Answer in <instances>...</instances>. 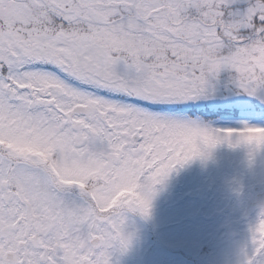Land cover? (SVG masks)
<instances>
[{"label": "snow or ice", "instance_id": "snow-or-ice-1", "mask_svg": "<svg viewBox=\"0 0 264 264\" xmlns=\"http://www.w3.org/2000/svg\"><path fill=\"white\" fill-rule=\"evenodd\" d=\"M224 141L264 148V0H0V264H112Z\"/></svg>", "mask_w": 264, "mask_h": 264}, {"label": "rangeland", "instance_id": "rangeland-1", "mask_svg": "<svg viewBox=\"0 0 264 264\" xmlns=\"http://www.w3.org/2000/svg\"><path fill=\"white\" fill-rule=\"evenodd\" d=\"M232 141L235 144L236 137ZM263 184L264 148L250 155L249 147L243 143L235 147L227 141L219 143L207 157L195 158L173 171L164 185L159 186L151 209L154 243L146 236L151 234V227L149 230L137 219L143 221L144 217L129 214L130 246L124 253H114L112 264H196L186 257L190 255L199 256L197 262L208 264L209 240L219 234L221 243L215 246L218 249L214 254L219 253L221 260L231 256L228 264H239L243 245H236V239L250 238V226L257 213L249 220L243 216L255 198V186ZM237 187L242 189L240 196L234 194Z\"/></svg>", "mask_w": 264, "mask_h": 264}, {"label": "flooded vegetation", "instance_id": "flooded-vegetation-1", "mask_svg": "<svg viewBox=\"0 0 264 264\" xmlns=\"http://www.w3.org/2000/svg\"><path fill=\"white\" fill-rule=\"evenodd\" d=\"M251 208H247V214H248V212L250 211V216L251 215H254V214H256L257 213V209L254 207V204H251ZM250 216H247V219L250 217ZM243 239V238H242ZM239 240V241H237L238 243H242V245H243V247L245 246V245H248L249 247H250V243H248L247 242V239H245L244 241L243 240ZM217 250V248H212V249H210L209 250V254H210V257H211V260H207V262H208V264H228L229 263V261H230V259H231V256H227L226 255V258L225 259H223V260H221L220 258H219V253L217 254V255H215L214 254V252ZM228 252H230V251H228ZM212 257H214V260L212 259ZM215 257L217 258V260L215 259ZM202 262V263H201ZM199 263L200 264H203V261H199Z\"/></svg>", "mask_w": 264, "mask_h": 264}, {"label": "bare ground", "instance_id": "bare-ground-1", "mask_svg": "<svg viewBox=\"0 0 264 264\" xmlns=\"http://www.w3.org/2000/svg\"><path fill=\"white\" fill-rule=\"evenodd\" d=\"M262 184V183H261ZM264 185V184H263ZM254 191L256 193V195L259 197V199H264V191H262L259 186H255ZM254 193V192H253ZM153 212V211H152ZM137 217V216H135ZM219 217V216H218ZM138 221L143 222L142 224H146V222L148 221L149 223H151V221H154L153 218V214L151 213V215L148 218H144L143 221L141 220V218L137 217ZM220 235L218 236V238L216 239V241L213 243L212 248H215L216 245L221 243V239H220ZM151 243H154V240H150ZM227 242H225L226 244ZM157 247V249H160L159 245H155ZM162 250H164V248H162ZM196 257L192 258L193 262H196ZM202 263V262H201Z\"/></svg>", "mask_w": 264, "mask_h": 264}, {"label": "clouds", "instance_id": "clouds-1", "mask_svg": "<svg viewBox=\"0 0 264 264\" xmlns=\"http://www.w3.org/2000/svg\"><path fill=\"white\" fill-rule=\"evenodd\" d=\"M234 192L237 196H240L242 194V189L240 187H237L234 189ZM254 207L258 210L256 214V219L253 222V225L259 220L264 219V199H259L255 201Z\"/></svg>", "mask_w": 264, "mask_h": 264}, {"label": "trees", "instance_id": "trees-1", "mask_svg": "<svg viewBox=\"0 0 264 264\" xmlns=\"http://www.w3.org/2000/svg\"><path fill=\"white\" fill-rule=\"evenodd\" d=\"M145 225H146V227L149 228V230H150V227H151V234H150V235H147V237H149L148 239H149V241H150V240H152L151 236L154 238L153 228H152V226H151V223H149L148 221L146 222Z\"/></svg>", "mask_w": 264, "mask_h": 264}]
</instances>
